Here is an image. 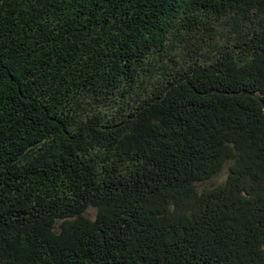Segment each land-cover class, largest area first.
Returning <instances> with one entry per match:
<instances>
[{
    "label": "trees",
    "instance_id": "16d2710c",
    "mask_svg": "<svg viewBox=\"0 0 264 264\" xmlns=\"http://www.w3.org/2000/svg\"><path fill=\"white\" fill-rule=\"evenodd\" d=\"M0 264H264V0H0Z\"/></svg>",
    "mask_w": 264,
    "mask_h": 264
}]
</instances>
